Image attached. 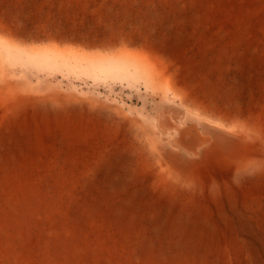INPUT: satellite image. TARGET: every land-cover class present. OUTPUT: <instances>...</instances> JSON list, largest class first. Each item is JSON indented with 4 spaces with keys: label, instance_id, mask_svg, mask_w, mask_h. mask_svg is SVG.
<instances>
[{
    "label": "rangeland",
    "instance_id": "rangeland-1",
    "mask_svg": "<svg viewBox=\"0 0 264 264\" xmlns=\"http://www.w3.org/2000/svg\"><path fill=\"white\" fill-rule=\"evenodd\" d=\"M11 91L0 264H264V0H0Z\"/></svg>",
    "mask_w": 264,
    "mask_h": 264
},
{
    "label": "bare ground",
    "instance_id": "bare-ground-1",
    "mask_svg": "<svg viewBox=\"0 0 264 264\" xmlns=\"http://www.w3.org/2000/svg\"><path fill=\"white\" fill-rule=\"evenodd\" d=\"M50 99L51 98H48L46 101H48ZM32 105L34 106V105H38V104L36 102L30 101L29 97L17 95L12 91L7 93V94L0 96V107L5 112L14 113L18 109L24 108L25 106H32ZM211 129H212V127H211ZM241 135L244 136V138L246 139V146H245L246 154H247L246 163L248 165H257L260 162H262L264 160V157H263L264 156V149H263L264 145H263L262 141L256 143V136L252 135L250 131H248L246 133L241 132ZM256 144L258 145L257 148L254 146ZM260 149H262L261 153H259ZM260 157H263V158L261 159ZM227 167L230 168L231 171L233 170V168L231 166H227ZM165 171H166L167 175H169V176L171 175L172 177L178 179L179 181H186V178H182L181 176L174 175V173H172V170L169 167H165ZM196 176L197 175L190 177L191 179H190L189 183L193 184L196 180Z\"/></svg>",
    "mask_w": 264,
    "mask_h": 264
},
{
    "label": "crops",
    "instance_id": "crops-1",
    "mask_svg": "<svg viewBox=\"0 0 264 264\" xmlns=\"http://www.w3.org/2000/svg\"><path fill=\"white\" fill-rule=\"evenodd\" d=\"M225 55H226V52L223 53V56H225ZM168 68H169V72H171V71H170V67H168ZM184 70H186V71H188V72L194 74L193 72H191V71H190L189 69H187V68L184 69ZM173 73L178 74L176 71H175V72L173 71ZM179 76H181V75H179ZM179 76H178V77H179ZM206 84H207V85H210V87H211L212 89L215 90V93H217V92H221V91H219V90L217 89V87H216L213 83H211V84H210V83H206ZM156 88H158V87H156ZM158 90L161 92V95H163L164 97L167 96L168 98L172 99V98H171V95H170L167 91H166L167 93L164 94V93H165V87H164V88H163V87H159ZM217 94L219 95V93H217ZM219 96L222 98L221 95H219ZM164 97H163V98H164ZM172 100L175 101L176 103H178V106H180V105H179V101H178L177 99H172ZM238 108H239V107H238ZM181 109L183 110L182 107H181ZM239 109H240V108H239ZM240 111H241V110H240ZM185 112H186V111L183 110V114L181 115V121H180L181 123L179 124L180 126L177 125L178 127L169 128V129H171V130H169V132L172 133V135H176V136H175V139L177 138V130H179V128L184 127V126L186 125V123H185V114H186V113H185ZM241 112H242V111H241ZM242 115H244V114L242 113ZM238 118H240V117H238ZM242 118H243V120L245 121L244 116H242ZM231 121L234 122V123H238V122H239L238 119H237V117H232V118H231ZM244 123H245V122H244ZM181 124H182V126H181ZM172 135H171V136H172ZM174 143H175V141H174ZM175 145H176V143H175ZM176 146H177V145H176ZM177 147H178V146H177Z\"/></svg>",
    "mask_w": 264,
    "mask_h": 264
}]
</instances>
